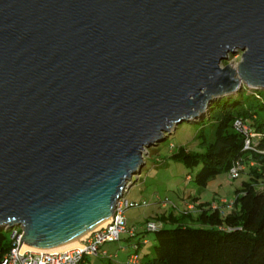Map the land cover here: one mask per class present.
<instances>
[{
  "label": "water",
  "instance_id": "obj_1",
  "mask_svg": "<svg viewBox=\"0 0 264 264\" xmlns=\"http://www.w3.org/2000/svg\"><path fill=\"white\" fill-rule=\"evenodd\" d=\"M239 79L264 89V0H0V228L79 240Z\"/></svg>",
  "mask_w": 264,
  "mask_h": 264
},
{
  "label": "trees",
  "instance_id": "obj_2",
  "mask_svg": "<svg viewBox=\"0 0 264 264\" xmlns=\"http://www.w3.org/2000/svg\"><path fill=\"white\" fill-rule=\"evenodd\" d=\"M235 119L258 134L247 149H243L244 132L233 126ZM190 120H206L212 131L209 138L203 128L195 135L204 147L202 152L171 146V160L189 169L199 166L188 179L204 186L208 179L227 173L238 160L245 164L250 181L235 189L229 208L225 204L211 208L210 203L192 197L193 213L154 214L151 218L160 225L152 231L151 253L137 254L134 264H264V189L254 186L264 178V90L249 97L247 88L242 87L233 96L214 99L202 119ZM248 160L257 166L248 165ZM11 247L9 231L0 228V259Z\"/></svg>",
  "mask_w": 264,
  "mask_h": 264
},
{
  "label": "rangeland",
  "instance_id": "obj_3",
  "mask_svg": "<svg viewBox=\"0 0 264 264\" xmlns=\"http://www.w3.org/2000/svg\"><path fill=\"white\" fill-rule=\"evenodd\" d=\"M239 61L240 52L237 51L234 54H227L226 59L221 60L219 65L220 67L224 64L235 66L236 70ZM239 81V84L233 90L218 96H233L242 87L247 88L249 97L252 96L254 91L264 90L250 88L241 79ZM200 128L204 129L208 138L211 137L212 127L206 120L196 122L191 120L181 121L176 124L175 129L169 132L162 141L142 151L143 165L140 168V172L134 174L130 181L132 184L124 191V198L128 203L132 204L124 209L126 231L134 229H137L138 233L145 231V218L159 226L160 223L151 218L156 213L172 212L173 214H179L183 211L193 213L196 209L189 208L186 204V200H190L192 197H197L196 202H208L215 205H221V199L231 201L235 189H239L243 181H250L245 168L234 178L228 177L227 173H219L215 177L208 179L204 186H197L191 179H188V176L193 177L199 166L190 169L186 168L180 162L171 160L169 154L172 145H182L196 152L204 151V147L199 145L198 138L195 137ZM254 186L260 188L263 183L258 180ZM188 202H191V200ZM124 234H127V232H124ZM145 235L149 240V244L145 249H151L152 231H146ZM129 237H136V234ZM118 242L120 245L116 249V254H114L115 256L117 255V258H112L109 261L112 264H122L120 259L134 249L131 247V243L126 247L121 246L123 241L120 240L105 242L100 248L113 251ZM142 249L140 247L136 252L141 254ZM85 262L86 264H106L108 261L106 256L98 253L97 255L85 256Z\"/></svg>",
  "mask_w": 264,
  "mask_h": 264
},
{
  "label": "built area",
  "instance_id": "obj_4",
  "mask_svg": "<svg viewBox=\"0 0 264 264\" xmlns=\"http://www.w3.org/2000/svg\"><path fill=\"white\" fill-rule=\"evenodd\" d=\"M233 126L244 132L246 136L243 149L249 148L250 140H253L258 134L253 132L250 127L240 119H235L233 121ZM247 163L250 166H257V163L253 160H248ZM244 167L245 164L242 161H234L227 171L228 177H237ZM262 183L263 186L260 188L264 189V178ZM125 189L126 188L122 190L120 196L115 200L111 209V214L109 215L110 218L107 219L103 225L97 226L84 234L79 240H77L74 246L69 248L51 250L21 249L22 243H19V238L21 237L22 229L19 226L10 228L4 227L9 231V238L12 241V247L1 257L0 264H86L85 256L97 255L98 253L106 256L108 259L114 258V254H107L104 250H99V248L105 242L118 240L121 233L127 232L128 236L134 235V230H125L126 220L124 209L132 205L124 198ZM221 204H225L226 208H229L231 201L221 200ZM187 205L189 208H194L190 203ZM210 206L211 208H214L217 205L211 204ZM157 227L156 223L149 220L145 222L144 229L145 231H154ZM130 245L134 249L127 255L124 264H134L138 259L136 253L137 244L132 242Z\"/></svg>",
  "mask_w": 264,
  "mask_h": 264
},
{
  "label": "crops",
  "instance_id": "obj_5",
  "mask_svg": "<svg viewBox=\"0 0 264 264\" xmlns=\"http://www.w3.org/2000/svg\"><path fill=\"white\" fill-rule=\"evenodd\" d=\"M140 172V171H139ZM221 200H223V199H221ZM189 200H186V204H192L193 205V203L194 202H188ZM146 220H149L148 218H145V222H146ZM145 232L146 231H140V233H138V230L137 229H134V233L136 234V237H133V238H128V234H124V233H122L120 236H119V239L118 240H120V241H123V244L121 245V246H123V247H126V246H128L130 243H134V242H137V249H139L140 247H142L143 249H142V253L141 254H138L139 256L140 255H142V254H144V253H151V249L150 248H148V249H145V247L149 244V240H148V238L146 237V235H145ZM152 244V243H151ZM119 242H118V244H117V246L113 249V251H108V250H106V249H103V248H100L99 250H104L107 254H116V249L119 247ZM130 250V249H129ZM128 254H129V252H128ZM128 254H126L125 255V257H123L122 259H120L121 260V262H122V264H124V262H125V260H126V258H127V255ZM114 258H117V255L114 257ZM107 259V261H110L111 259H108V258H106ZM86 263V262H85Z\"/></svg>",
  "mask_w": 264,
  "mask_h": 264
},
{
  "label": "bare ground",
  "instance_id": "obj_6",
  "mask_svg": "<svg viewBox=\"0 0 264 264\" xmlns=\"http://www.w3.org/2000/svg\"><path fill=\"white\" fill-rule=\"evenodd\" d=\"M229 67H230L232 70H235V66H230V65H229ZM106 220H107V219H106ZM106 220H105V222H106ZM105 222H104V223H105ZM104 223L100 224L99 226L103 225ZM72 242H73V243H71V244H69V245H66V246H63V247H59V248H56V249H65V248H69V247H71V246H74V245L76 244L77 240H73ZM27 248H28V249H33V248H30V247H27V246L21 244V249H27Z\"/></svg>",
  "mask_w": 264,
  "mask_h": 264
}]
</instances>
